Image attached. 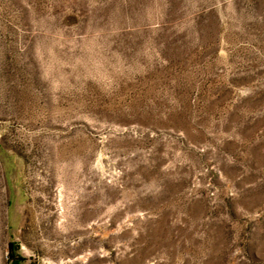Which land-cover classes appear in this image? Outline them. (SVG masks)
I'll use <instances>...</instances> for the list:
<instances>
[{
    "label": "rangeland",
    "instance_id": "374dc122",
    "mask_svg": "<svg viewBox=\"0 0 264 264\" xmlns=\"http://www.w3.org/2000/svg\"><path fill=\"white\" fill-rule=\"evenodd\" d=\"M0 264H264V0H0Z\"/></svg>",
    "mask_w": 264,
    "mask_h": 264
}]
</instances>
